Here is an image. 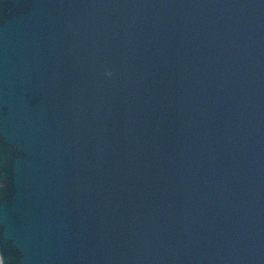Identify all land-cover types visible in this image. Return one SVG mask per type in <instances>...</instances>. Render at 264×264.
I'll list each match as a JSON object with an SVG mask.
<instances>
[{
    "label": "water",
    "instance_id": "95a60500",
    "mask_svg": "<svg viewBox=\"0 0 264 264\" xmlns=\"http://www.w3.org/2000/svg\"><path fill=\"white\" fill-rule=\"evenodd\" d=\"M0 264H264V0H0Z\"/></svg>",
    "mask_w": 264,
    "mask_h": 264
}]
</instances>
